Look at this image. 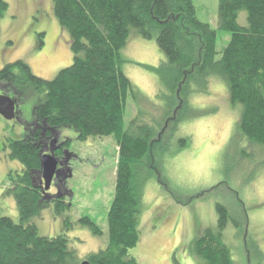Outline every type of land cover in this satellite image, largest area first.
<instances>
[{
  "label": "rangeland",
  "instance_id": "obj_1",
  "mask_svg": "<svg viewBox=\"0 0 264 264\" xmlns=\"http://www.w3.org/2000/svg\"><path fill=\"white\" fill-rule=\"evenodd\" d=\"M8 10L0 23V69L24 59L39 77L51 79L73 62L70 35L52 12V0H6ZM198 18L217 31V59L229 44L231 33L219 28L220 0H194ZM239 23L247 25V12ZM43 42V43H41ZM124 71L134 85L127 100L125 127L155 126L153 147L138 171L148 172L143 184L140 216L141 241L130 250L135 264H205L193 254V242L208 229L221 232L230 246L234 264H264V145L239 130L242 105H232L227 84L218 77L205 81L208 89L198 93H172L160 81L166 61L157 44L133 33L122 51ZM166 83V82H165ZM18 96L0 84L1 92ZM36 97L19 102L18 115L7 120L0 115V217L20 221L19 209L10 188L8 173L21 171L22 164L7 157L3 144L21 137L34 120ZM137 121V122H136ZM137 129V130H136ZM74 138L70 151L73 176L68 179L72 195L61 216L46 199L34 219L39 234L54 237L65 233L81 259L106 248L108 214L115 197L119 146L113 136L76 138L71 128H62ZM142 181H144L142 179ZM228 209L231 219L220 228L217 205ZM89 217L99 228L94 234L80 220Z\"/></svg>",
  "mask_w": 264,
  "mask_h": 264
},
{
  "label": "trees",
  "instance_id": "obj_2",
  "mask_svg": "<svg viewBox=\"0 0 264 264\" xmlns=\"http://www.w3.org/2000/svg\"><path fill=\"white\" fill-rule=\"evenodd\" d=\"M8 6L0 0V23ZM241 11L247 12L246 26L239 23ZM52 12L69 32L72 64L51 79L37 76L24 59L0 69V84L18 93L17 104L30 96L38 101L26 133L2 145L7 157L23 168L8 173L11 185L5 194L15 198L20 221L0 217V264H80L84 260L67 234L42 236L34 222L45 202L33 184V171L41 165L42 134L63 127L77 132L79 140L113 136L120 151L108 214V244L85 259L92 264H135L130 250L141 241L143 183L149 178L146 171L138 178V171L153 147L156 128L142 124L136 132L125 127L127 100L135 89L124 71L128 60L122 51L133 33L147 39L156 36L166 57L159 78L175 97L177 92L186 95L192 84L198 86L196 92L205 93L208 87L203 83L220 78L227 84L232 105H242L240 132L264 145V0H220L219 28L231 33L220 59L217 31L198 18L194 0H52ZM53 202L56 215L68 209L62 199ZM217 209L223 228L231 216L225 206L218 204ZM80 223L100 234L89 217ZM192 250L205 264H234L222 233L212 229L194 240ZM174 264H180L176 257Z\"/></svg>",
  "mask_w": 264,
  "mask_h": 264
},
{
  "label": "flooded vegetation",
  "instance_id": "obj_3",
  "mask_svg": "<svg viewBox=\"0 0 264 264\" xmlns=\"http://www.w3.org/2000/svg\"><path fill=\"white\" fill-rule=\"evenodd\" d=\"M3 93L6 92L4 91ZM50 131L51 134L46 136V130H44L42 134L43 144L41 149H44L45 152L48 153L53 150V153L59 159V162H62V165H59L58 168L63 169V171L57 178H54L52 185L47 192L48 194L45 197L43 196V199H48L51 201L62 199L65 201V198H67L68 195H72V192L70 191L67 183L69 178H66V176L69 174L70 169L73 170V161L75 158H77L75 152L70 151V145L75 139L70 138L62 130H56L54 132L52 130ZM76 138H78V136H76ZM55 139H57V141H55ZM33 179L35 181V185H37V187H40V185L42 184V173H40L39 171L35 172V176Z\"/></svg>",
  "mask_w": 264,
  "mask_h": 264
},
{
  "label": "water",
  "instance_id": "obj_4",
  "mask_svg": "<svg viewBox=\"0 0 264 264\" xmlns=\"http://www.w3.org/2000/svg\"><path fill=\"white\" fill-rule=\"evenodd\" d=\"M19 113V106L16 102V100L9 94L2 93L0 94V115L3 116L7 120L14 119ZM54 132L55 130L52 129ZM57 141V139H55ZM41 165L38 171L42 173V184L40 185V190L45 197L48 193V190L50 189L52 182L54 178H57L63 169L58 168L59 165H62V162H59V159L55 156L53 153V150H51L50 153L45 152L44 149H41ZM36 172V171H33ZM73 176V170H69V174L66 176V178H70ZM34 181V179H33ZM34 186L35 181L33 182ZM80 264H92L89 260L84 259L81 261Z\"/></svg>",
  "mask_w": 264,
  "mask_h": 264
},
{
  "label": "clouds",
  "instance_id": "obj_5",
  "mask_svg": "<svg viewBox=\"0 0 264 264\" xmlns=\"http://www.w3.org/2000/svg\"><path fill=\"white\" fill-rule=\"evenodd\" d=\"M43 195V194H42Z\"/></svg>",
  "mask_w": 264,
  "mask_h": 264
}]
</instances>
